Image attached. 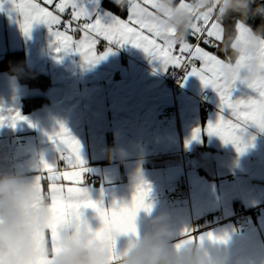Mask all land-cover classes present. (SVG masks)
<instances>
[{"label":"crops","instance_id":"crops-1","mask_svg":"<svg viewBox=\"0 0 264 264\" xmlns=\"http://www.w3.org/2000/svg\"><path fill=\"white\" fill-rule=\"evenodd\" d=\"M104 1L124 14L109 10ZM77 3L105 24L113 17L126 19L128 15L115 0ZM18 20L10 0H0V60L7 53L22 52L27 68L44 76L50 86L43 92L0 71V115L19 112L25 118L15 126L7 121L0 123V175L35 173L30 165L41 160L70 171L60 160L59 142L50 139L63 124L81 145L80 156L87 169L81 187L90 199L105 208L113 202H127L130 174L137 167L143 172L152 211L138 213V233L143 232L151 216L167 212L177 230L176 242L187 238V229L196 241L204 236L202 243L227 247L246 264H264V132L249 125L243 134L248 146L238 153L232 144L207 134L208 123L219 111V97L197 77L183 78L173 98L166 82L171 68L161 70L159 62L142 49L101 40L96 52L111 51L97 63L86 65L78 53L57 52L45 24L34 23L26 35ZM80 36L77 32L74 39ZM242 92L237 88L234 98H241ZM35 97H44L46 103L25 113L23 100ZM201 100L212 109L208 116L199 108ZM164 109H175L177 118L158 119ZM226 118H231L230 114ZM197 127L202 129L198 140L192 138ZM120 149L127 153L123 158L114 154ZM180 152L191 155L182 156ZM185 182L188 196L181 202L165 197V192ZM62 183L71 186L70 182ZM44 184L46 190V181ZM241 212H247L250 224L244 233L235 227V216ZM83 213L91 227L99 226L92 209ZM211 215H216L219 222L193 234L192 223L200 227V220ZM209 232L226 238V245L208 240ZM132 239L118 236L117 250L124 249Z\"/></svg>","mask_w":264,"mask_h":264},{"label":"snow or ice","instance_id":"snow-or-ice-1","mask_svg":"<svg viewBox=\"0 0 264 264\" xmlns=\"http://www.w3.org/2000/svg\"><path fill=\"white\" fill-rule=\"evenodd\" d=\"M10 3L26 35L34 23H43L53 37L52 43L57 52L78 53L86 65L97 63L111 51V48H108L103 53L96 52L97 45L102 40L108 44H131L142 49L151 60L158 61L161 70H179L185 79L188 76L197 77L204 87H211L219 97V111L215 120L208 123L207 134L219 137L225 144H232L238 153H243L248 146L243 134L249 125L264 132V77L244 90L241 98H234L233 93L237 87L234 84H226L220 73V67L227 57L226 52H223V57L218 54L221 51L225 24L216 20L215 9L194 16L187 39L176 43L172 38V30L167 34L162 33L153 19L155 0H128L123 7L127 9V18L113 17L107 24L102 23L99 18L93 19L77 0H10ZM176 3L182 8H190L192 5V2L186 0H176ZM234 28L243 31L246 24L236 19ZM77 32L81 33V36L74 39ZM228 114L231 118H226ZM23 119L25 118L19 112L0 115V123L7 121L12 126ZM201 132V128H195L192 138L198 140ZM50 139L54 143L59 142L60 160L64 162L65 169H71L62 171L58 165L41 160V174L36 180L44 191L50 193L53 209L62 215L66 207L71 208L77 219L81 215L79 209H94L101 222V227L94 234L97 237L107 236L110 247L114 246L116 238L121 234H137L135 221L138 212L150 211L151 208V205L145 203L149 187L138 189L131 203L113 202L110 208H105L102 203L90 199L87 190L81 187L83 174L87 169L80 156L79 141L63 124ZM63 181L70 182L71 186L62 183ZM65 194L83 198L69 204L65 201ZM185 235L187 238L178 242L177 248L182 243L195 240V237L188 235L187 229ZM51 238L55 252L56 224L51 225ZM199 239L202 242L205 237L201 236ZM207 239L225 240L224 237H216L211 232L207 233ZM118 259L115 254L110 257L113 264ZM39 264H50V259L41 260Z\"/></svg>","mask_w":264,"mask_h":264},{"label":"clouds","instance_id":"clouds-1","mask_svg":"<svg viewBox=\"0 0 264 264\" xmlns=\"http://www.w3.org/2000/svg\"><path fill=\"white\" fill-rule=\"evenodd\" d=\"M115 2L123 8L128 0ZM253 4H256L255 8ZM155 5L153 19L162 33L172 30L176 43L187 39L194 16L213 9L220 22L235 16L245 23L250 16H264V5L257 4V0H192L190 8L180 7L176 0H155ZM262 49L264 28L252 30L246 26L243 31L235 30L233 35L225 27L221 51L226 52L227 57L220 67L223 81L244 91L264 77ZM114 154L120 158L127 155L122 149ZM40 164L30 165L36 169L35 173L0 175V264H39L44 259H50V264H113L110 260L113 254L119 257L115 264H246L244 258L232 255L227 247H209L193 240L177 248V230L167 212L151 216L142 233H138L136 217L137 234L125 235L133 238L132 242L122 250H117L116 241L110 247L107 236L94 234L101 227L94 209L99 220L96 228L84 218L83 210L88 208L79 209V219L71 208L66 207L62 215L53 209L50 193L36 180L41 174ZM144 187L147 184L143 172L137 167L129 177L130 200L121 204L131 203L138 189ZM149 194L150 189L145 203L151 205ZM82 198L65 194L69 204ZM151 211L152 205L150 211L144 212ZM52 224H56L57 232L55 252L52 249ZM211 241L216 245L227 243L226 238Z\"/></svg>","mask_w":264,"mask_h":264},{"label":"trees","instance_id":"trees-1","mask_svg":"<svg viewBox=\"0 0 264 264\" xmlns=\"http://www.w3.org/2000/svg\"><path fill=\"white\" fill-rule=\"evenodd\" d=\"M257 4L264 5V0H257ZM103 5L115 13H119L120 15L124 14L123 12L116 10L115 6L109 4L107 1H104ZM252 7L255 8L256 4H253ZM236 19H238V17L233 16L232 18L224 21L226 29H228V31L233 35L235 34L234 22ZM245 24L252 30L264 28V16H250L245 21ZM209 50L215 51L214 49ZM218 54L222 57L224 56L222 51H220ZM0 71L14 75L21 84H25L30 88H38L43 92L46 91L50 86L49 81L44 76L27 68L22 52L7 53L4 58L0 60ZM45 103L46 99L44 97L26 98L22 103L23 111L25 113L33 112Z\"/></svg>","mask_w":264,"mask_h":264},{"label":"built area","instance_id":"built-area-1","mask_svg":"<svg viewBox=\"0 0 264 264\" xmlns=\"http://www.w3.org/2000/svg\"><path fill=\"white\" fill-rule=\"evenodd\" d=\"M65 18L67 19V16ZM183 78H184V75L179 70L171 69L167 73L166 82L168 85V89H169L173 98L178 93V91L181 89V83H182ZM199 108L205 116H208L212 112V109L207 105L206 102H204L202 100L199 102ZM157 117H158V119H163V120H171L173 118L176 119L177 118L176 110L175 109H173V110L164 109L162 112H160L158 114ZM180 154L182 156H190L191 155L190 152H186V153L180 152ZM187 196H188V186H187L186 182L183 185L176 186L170 192H165V197L167 199H173V200H177L180 202L184 198H186ZM246 213L247 212H241L235 216V227L239 233H244L250 228V224L245 217ZM217 222H219V219L217 218L216 215L204 217L199 222L201 224L200 227H196V225H195L196 222L192 223V226H193L192 232H193V234H196L205 228H208L210 226L215 225Z\"/></svg>","mask_w":264,"mask_h":264}]
</instances>
